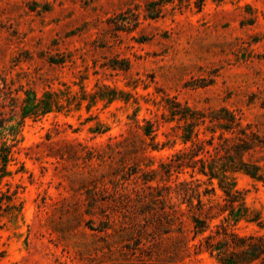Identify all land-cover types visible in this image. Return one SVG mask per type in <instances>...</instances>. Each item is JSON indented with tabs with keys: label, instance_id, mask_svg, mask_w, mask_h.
Segmentation results:
<instances>
[{
	"label": "rangeland",
	"instance_id": "rangeland-1",
	"mask_svg": "<svg viewBox=\"0 0 264 264\" xmlns=\"http://www.w3.org/2000/svg\"><path fill=\"white\" fill-rule=\"evenodd\" d=\"M150 1L0 0V90H21L0 129V148L14 146L0 264H214L195 217L264 234L263 182L227 162L212 181L163 169L184 148L173 104L233 112L264 139V0H167L155 18ZM250 155L264 175V148Z\"/></svg>",
	"mask_w": 264,
	"mask_h": 264
},
{
	"label": "trees",
	"instance_id": "trees-1",
	"mask_svg": "<svg viewBox=\"0 0 264 264\" xmlns=\"http://www.w3.org/2000/svg\"><path fill=\"white\" fill-rule=\"evenodd\" d=\"M167 3H169L167 0L150 1V6H156V8L149 9L151 11L150 17H158L163 12ZM203 3L204 0H199L196 2V5L201 9ZM128 69L129 66H126L125 70ZM2 82L5 85L6 82L3 78ZM20 91L11 90L5 93L0 90V108L2 109L0 111V129L11 122L12 118L7 117L8 113L5 109L9 104L8 101L13 103L18 101L19 98L17 96ZM38 107L39 105L35 109ZM169 110L172 119L176 120L178 124L173 130L178 129L181 131L178 139L184 148L175 153L170 163L163 167L164 170L166 169L167 174H171L173 171L182 173L189 169L192 172L197 171L198 174L209 177V180L212 181L219 177L223 168L227 167V165L219 167L220 163L224 165V162H227L235 167V171H242L252 179L264 183L262 167L245 160V157L247 155L251 156V152L257 147L264 148V139L261 138L258 132L253 130L252 125L247 124L243 126L242 119L237 114L227 110H222V114L217 116L214 115V112L207 114L204 111L182 106L180 103L171 105ZM209 124H217L220 133L217 134V131L211 128ZM153 129L154 124L147 122L144 135L151 137L157 131ZM155 139L156 136L151 137L153 143ZM170 142L168 140L167 143L162 144V148ZM158 146V144L152 145V149L157 150ZM13 147L7 145L0 148V162L2 163L0 169H6L9 161L12 160ZM134 171L125 172L123 179L130 181L127 177L136 175L138 168H134ZM156 172L152 171V173ZM223 179H226V176H223ZM180 186L185 189L189 184L182 182ZM220 188L225 194L224 201L227 204L226 206L233 208L232 213H234V206L236 204L239 205L240 210L243 209L242 206L245 198H243L240 192L235 190L233 185H228L222 181ZM188 191L189 189L183 191L185 193L184 200H187V197H189ZM212 191L213 189H205L204 196L209 195ZM196 197L198 199V206L202 207L201 193L196 194ZM190 198L194 199V196H190ZM4 199L9 203L12 197L10 195L0 199V210L3 208ZM187 201L190 203L189 199ZM237 223L235 222L233 227L228 222H219L213 225L208 220H200L195 217L192 227V240L201 237V240L195 245L197 253H208L215 260L214 264H264V234L241 235L234 228Z\"/></svg>",
	"mask_w": 264,
	"mask_h": 264
}]
</instances>
